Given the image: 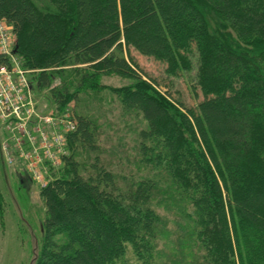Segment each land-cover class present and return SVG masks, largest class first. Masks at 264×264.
Returning a JSON list of instances; mask_svg holds the SVG:
<instances>
[{
  "label": "trees",
  "instance_id": "16d2710c",
  "mask_svg": "<svg viewBox=\"0 0 264 264\" xmlns=\"http://www.w3.org/2000/svg\"><path fill=\"white\" fill-rule=\"evenodd\" d=\"M1 21L34 91L76 124L39 189L36 264H160L162 206L190 263L264 264V0H0ZM132 50L169 78L194 71L202 99L163 93ZM106 90L144 125L117 162L91 103ZM8 207L0 188L1 225Z\"/></svg>",
  "mask_w": 264,
  "mask_h": 264
},
{
  "label": "rangeland",
  "instance_id": "374dc122",
  "mask_svg": "<svg viewBox=\"0 0 264 264\" xmlns=\"http://www.w3.org/2000/svg\"><path fill=\"white\" fill-rule=\"evenodd\" d=\"M132 55L143 72L159 82L160 90L163 93L170 92L174 98L190 107H194L202 99L199 89L194 94V71L169 78L165 74L164 63L144 57L134 50H132ZM129 83V80L109 78L103 84L120 88ZM37 99L48 106L42 94L37 93ZM91 103L93 108L97 109L103 124L101 143L107 145L108 150L111 151L108 157L113 159V162H117L118 159L111 154H118L125 150L130 151V148L135 144L134 135L144 125L121 114L120 108L113 103L112 95L107 90L102 94L95 95ZM17 172L25 180L24 188L19 193V197L17 196L20 212L13 203L7 182L9 179L11 189L15 194L17 183L13 175ZM0 188L7 195L9 202L4 225L0 224V264H29L32 258V236L35 235L38 240L36 234L46 217L45 207L39 199V187L25 172L21 161H17L14 166L10 167L0 157ZM159 211L163 223L161 232L163 239H160L158 243L160 264H194L193 261L190 263L191 258L184 250L187 247L188 239L183 220L175 216L174 212L165 210L163 206L159 208ZM129 258L132 259V257ZM197 264L204 263L199 260Z\"/></svg>",
  "mask_w": 264,
  "mask_h": 264
},
{
  "label": "built area",
  "instance_id": "2783aa9c",
  "mask_svg": "<svg viewBox=\"0 0 264 264\" xmlns=\"http://www.w3.org/2000/svg\"><path fill=\"white\" fill-rule=\"evenodd\" d=\"M15 45L14 28L1 21L0 59L6 63L0 62V146L5 163L11 167L21 161L41 189L48 185L50 171L62 166L76 124L70 110L55 112L37 99Z\"/></svg>",
  "mask_w": 264,
  "mask_h": 264
},
{
  "label": "water",
  "instance_id": "95a60500",
  "mask_svg": "<svg viewBox=\"0 0 264 264\" xmlns=\"http://www.w3.org/2000/svg\"><path fill=\"white\" fill-rule=\"evenodd\" d=\"M16 49L17 48H15L14 54H16ZM0 157H1V160L4 161L3 154L1 151V146H0ZM7 182H8V187L10 190L11 197L13 199V203L20 212L19 202H18L14 192L11 189L9 179L7 180ZM32 237L34 240L32 239V258H31L29 264H36L38 257H39V243H38V240L36 239L35 235H33Z\"/></svg>",
  "mask_w": 264,
  "mask_h": 264
}]
</instances>
